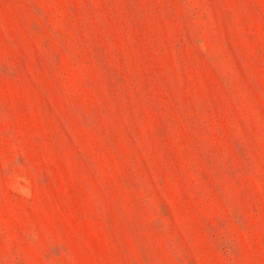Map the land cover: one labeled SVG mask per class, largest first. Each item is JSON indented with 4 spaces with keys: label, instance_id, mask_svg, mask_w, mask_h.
Returning <instances> with one entry per match:
<instances>
[{
    "label": "rangeland",
    "instance_id": "obj_1",
    "mask_svg": "<svg viewBox=\"0 0 264 264\" xmlns=\"http://www.w3.org/2000/svg\"><path fill=\"white\" fill-rule=\"evenodd\" d=\"M0 264H264V0H0Z\"/></svg>",
    "mask_w": 264,
    "mask_h": 264
}]
</instances>
